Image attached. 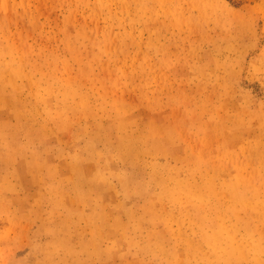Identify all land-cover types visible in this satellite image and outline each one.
Segmentation results:
<instances>
[{
    "label": "rangeland",
    "instance_id": "obj_1",
    "mask_svg": "<svg viewBox=\"0 0 264 264\" xmlns=\"http://www.w3.org/2000/svg\"><path fill=\"white\" fill-rule=\"evenodd\" d=\"M0 264H264V0H0Z\"/></svg>",
    "mask_w": 264,
    "mask_h": 264
}]
</instances>
